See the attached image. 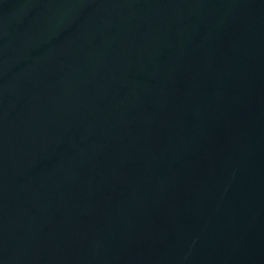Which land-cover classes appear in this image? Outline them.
<instances>
[{
	"label": "water",
	"instance_id": "1",
	"mask_svg": "<svg viewBox=\"0 0 264 264\" xmlns=\"http://www.w3.org/2000/svg\"><path fill=\"white\" fill-rule=\"evenodd\" d=\"M0 264H264V0H0Z\"/></svg>",
	"mask_w": 264,
	"mask_h": 264
}]
</instances>
